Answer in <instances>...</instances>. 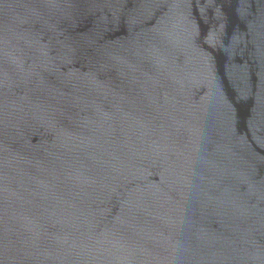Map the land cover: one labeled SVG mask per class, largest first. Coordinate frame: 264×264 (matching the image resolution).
Wrapping results in <instances>:
<instances>
[{"label": "water", "instance_id": "1", "mask_svg": "<svg viewBox=\"0 0 264 264\" xmlns=\"http://www.w3.org/2000/svg\"><path fill=\"white\" fill-rule=\"evenodd\" d=\"M0 264H264V0H0Z\"/></svg>", "mask_w": 264, "mask_h": 264}]
</instances>
